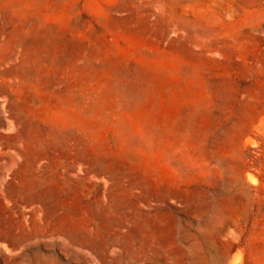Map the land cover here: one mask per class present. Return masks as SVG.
<instances>
[{
  "label": "rangeland",
  "instance_id": "1",
  "mask_svg": "<svg viewBox=\"0 0 264 264\" xmlns=\"http://www.w3.org/2000/svg\"><path fill=\"white\" fill-rule=\"evenodd\" d=\"M0 264H264V0H0Z\"/></svg>",
  "mask_w": 264,
  "mask_h": 264
}]
</instances>
